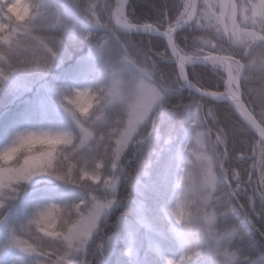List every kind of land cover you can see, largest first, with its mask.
Returning <instances> with one entry per match:
<instances>
[{
  "label": "clouds",
  "instance_id": "obj_1",
  "mask_svg": "<svg viewBox=\"0 0 264 264\" xmlns=\"http://www.w3.org/2000/svg\"><path fill=\"white\" fill-rule=\"evenodd\" d=\"M173 5L183 10L179 19ZM121 6L0 0V86L17 72H49L66 40L87 44L92 65L86 82L58 90L61 124L20 130L0 146V248L31 264H89V243L119 204L121 179L133 188L150 179L151 141L167 113L184 120L185 135L160 194L158 210L177 249L162 264H264L247 231L256 229L250 198L264 220V0H158L152 16L128 11L127 21ZM165 8L175 22L160 27L182 56L149 49L138 26L158 21ZM209 82L223 84L215 99L200 92ZM129 154L136 156L131 172ZM40 180L53 182L63 198L36 199L10 223L12 205Z\"/></svg>",
  "mask_w": 264,
  "mask_h": 264
},
{
  "label": "rangeland",
  "instance_id": "obj_2",
  "mask_svg": "<svg viewBox=\"0 0 264 264\" xmlns=\"http://www.w3.org/2000/svg\"><path fill=\"white\" fill-rule=\"evenodd\" d=\"M87 49V44L66 40L49 72H17L0 86V127H3L0 128V146L8 143L14 133L20 130H38L62 123L56 94L63 85L79 86L92 75V65L86 57ZM164 115L157 121L158 139L151 141L154 153L150 179L141 178L135 188L128 180L121 179L118 185L120 202L109 212L103 230L89 243L86 254L89 264H161L153 261V255L160 260L176 255L177 249L170 238L168 222L158 209L163 204L160 194L167 179L166 167L176 146L183 141L181 138L185 125L182 123L184 120L180 119H173L178 121L175 125L168 124L170 118ZM4 125L9 126L4 128ZM166 139L169 140L167 144ZM135 164L136 156L129 154L125 169L131 172ZM62 198L63 193L53 182L40 180L25 190L22 201L12 205L8 221L16 223L36 199ZM151 206L157 208L159 213L156 215L159 216L150 215ZM2 238L3 232L0 231ZM101 244L102 248L99 247ZM125 250L128 255L124 254ZM11 260L17 261V264H31L19 252L0 248V264H9Z\"/></svg>",
  "mask_w": 264,
  "mask_h": 264
},
{
  "label": "snow or ice",
  "instance_id": "obj_3",
  "mask_svg": "<svg viewBox=\"0 0 264 264\" xmlns=\"http://www.w3.org/2000/svg\"><path fill=\"white\" fill-rule=\"evenodd\" d=\"M129 2L130 0H121L122 6L119 8V14L120 16L125 17V21L129 20L130 17L128 15L129 11ZM173 8L175 11L173 12V15L176 19H179V16L182 14V9L179 7V5H173ZM134 13V12H133ZM167 15H168V9L165 8L161 10L160 12V19L158 21L149 20V19H143L139 21L138 26L142 28L143 35L147 37L146 39V45L149 49L155 50V51H164L165 48H167L168 53L171 55H183L179 47L175 43L174 36H170L166 33L164 28L160 27V23L165 24V28L169 27L170 24L174 23L175 21L168 22L167 21ZM118 20V17H117ZM126 26H132L136 27L137 25H126ZM194 75H200L201 79H205L206 77L200 73H195ZM211 79H209L210 81ZM218 90H223V84H217V83H206L201 89V94H204L207 99H215L214 94ZM211 107V106H210ZM251 182V181H250ZM256 203L257 200L255 197L249 199L248 207L253 209L255 211L256 209ZM20 238L19 237H13L12 242L14 244H19ZM69 246H71V242L69 241ZM51 255V252L48 253Z\"/></svg>",
  "mask_w": 264,
  "mask_h": 264
},
{
  "label": "trees",
  "instance_id": "obj_4",
  "mask_svg": "<svg viewBox=\"0 0 264 264\" xmlns=\"http://www.w3.org/2000/svg\"><path fill=\"white\" fill-rule=\"evenodd\" d=\"M132 2V7L129 9L130 12H134L137 16H152L153 15V9L154 6L157 4L158 0H131ZM206 79H211V74L210 73H205ZM14 111V108L12 109ZM164 116H169V122L167 121L168 124L173 123L174 125L178 123L177 120L173 121V119H176L175 117L170 116L167 113H164ZM172 117V119H171ZM4 117L1 119L3 120ZM173 121V122H172ZM185 125V122H182ZM6 124V123H5ZM181 124H178L180 126ZM9 125H4L5 127H8ZM3 128V127H0ZM182 130V129H181ZM10 131V129H9ZM180 131V127L179 130ZM185 132H182V138H184ZM251 191V189H249ZM256 209L257 211L253 213L252 219L256 220V229L252 228H247L248 231V236H249V242L251 245V251L253 252L254 255L259 256L260 258L264 259V235H261V233H264V220L259 219V206L256 204ZM150 215H156L158 214V210L155 206H151L150 208ZM155 219L159 220L158 217H155ZM247 227V226H246ZM154 262H160L162 264L163 260H160L158 256L153 255Z\"/></svg>",
  "mask_w": 264,
  "mask_h": 264
}]
</instances>
